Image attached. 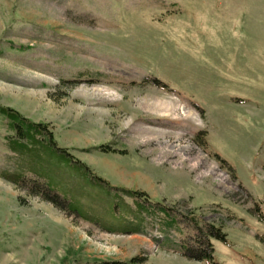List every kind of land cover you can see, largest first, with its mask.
<instances>
[{
    "label": "rangeland",
    "instance_id": "374dc122",
    "mask_svg": "<svg viewBox=\"0 0 264 264\" xmlns=\"http://www.w3.org/2000/svg\"><path fill=\"white\" fill-rule=\"evenodd\" d=\"M0 106L171 227L220 226L215 264H264V0H0ZM13 133L0 115V264H209L122 205L92 224L13 185Z\"/></svg>",
    "mask_w": 264,
    "mask_h": 264
},
{
    "label": "trees",
    "instance_id": "16d2710c",
    "mask_svg": "<svg viewBox=\"0 0 264 264\" xmlns=\"http://www.w3.org/2000/svg\"><path fill=\"white\" fill-rule=\"evenodd\" d=\"M84 76L89 80H97L96 76L91 77L88 72ZM0 115L6 120L7 128L12 133L15 132L6 138H15L16 141L13 142L22 148V160L25 167H28L24 175L12 179L13 185L27 190L30 195L49 202L68 215H75L92 224L96 221L88 215L95 210L101 212L102 209H109V213H117L116 204L122 205L125 211L128 210L130 221L141 220L146 225L144 230L139 228L127 232L128 234L151 236L152 232H163L170 236L176 232L182 236L178 243L181 256L190 261L215 264L212 240L226 243V235L220 226L189 218L188 221L182 219L184 228H181L175 219L173 223L178 225L171 227L168 219H163L157 214V209L146 204L149 203L147 195L109 186L106 181L93 175L84 163L58 147L45 125L32 123L18 112L1 106ZM96 149L109 151L104 146H98ZM56 186L60 193L55 189ZM126 198L131 200V204L127 203ZM263 220L261 217V221ZM148 226L153 227V230H147ZM143 260L132 258L126 262L100 261L94 264H143Z\"/></svg>",
    "mask_w": 264,
    "mask_h": 264
},
{
    "label": "crops",
    "instance_id": "0c3cea01",
    "mask_svg": "<svg viewBox=\"0 0 264 264\" xmlns=\"http://www.w3.org/2000/svg\"><path fill=\"white\" fill-rule=\"evenodd\" d=\"M135 234H137V233H133V234H130V235H135Z\"/></svg>",
    "mask_w": 264,
    "mask_h": 264
}]
</instances>
